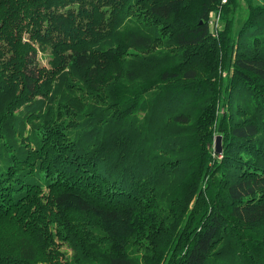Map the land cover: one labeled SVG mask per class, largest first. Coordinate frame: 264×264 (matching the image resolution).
<instances>
[{
  "label": "trees",
  "instance_id": "1",
  "mask_svg": "<svg viewBox=\"0 0 264 264\" xmlns=\"http://www.w3.org/2000/svg\"><path fill=\"white\" fill-rule=\"evenodd\" d=\"M222 1L0 0V264H264V0Z\"/></svg>",
  "mask_w": 264,
  "mask_h": 264
},
{
  "label": "rangeland",
  "instance_id": "2",
  "mask_svg": "<svg viewBox=\"0 0 264 264\" xmlns=\"http://www.w3.org/2000/svg\"><path fill=\"white\" fill-rule=\"evenodd\" d=\"M254 3H261V0H252ZM239 4H240V7H239V9L237 10V12H236V21L237 22H239V21H241V20H243V19H245V17H246V14H247V12H246V8H247V6H246V1L245 0H239ZM222 27V25H220V27L219 28H221ZM240 26H239V23H238V25H236V28L238 29ZM40 60H41V62H42V64L43 65H48V60H49V57H48V53L46 52V53H40Z\"/></svg>",
  "mask_w": 264,
  "mask_h": 264
},
{
  "label": "water",
  "instance_id": "3",
  "mask_svg": "<svg viewBox=\"0 0 264 264\" xmlns=\"http://www.w3.org/2000/svg\"><path fill=\"white\" fill-rule=\"evenodd\" d=\"M215 153L218 155L223 154V138H222V136H217L215 139Z\"/></svg>",
  "mask_w": 264,
  "mask_h": 264
},
{
  "label": "built area",
  "instance_id": "4",
  "mask_svg": "<svg viewBox=\"0 0 264 264\" xmlns=\"http://www.w3.org/2000/svg\"><path fill=\"white\" fill-rule=\"evenodd\" d=\"M228 0H223L222 3L226 4ZM213 26L220 27V14H215L212 16V23ZM217 35V32L215 33Z\"/></svg>",
  "mask_w": 264,
  "mask_h": 264
}]
</instances>
